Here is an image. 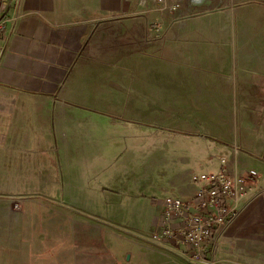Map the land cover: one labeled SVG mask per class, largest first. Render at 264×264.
Wrapping results in <instances>:
<instances>
[{
    "label": "crops",
    "instance_id": "1",
    "mask_svg": "<svg viewBox=\"0 0 264 264\" xmlns=\"http://www.w3.org/2000/svg\"><path fill=\"white\" fill-rule=\"evenodd\" d=\"M215 1L181 24L136 1L0 0L19 14L0 36V264H181L149 238L163 229L164 199L188 198L192 176L217 172L222 156L258 178L215 258L264 264V39L225 37L238 26L212 20L234 0ZM149 18L181 37H153ZM149 58L181 96L121 85L138 69L154 80ZM19 170L90 171L39 200L18 191Z\"/></svg>",
    "mask_w": 264,
    "mask_h": 264
},
{
    "label": "built area",
    "instance_id": "2",
    "mask_svg": "<svg viewBox=\"0 0 264 264\" xmlns=\"http://www.w3.org/2000/svg\"><path fill=\"white\" fill-rule=\"evenodd\" d=\"M128 1H136L145 14L161 12L177 16L191 0ZM18 17V13L9 15L0 11V36ZM237 151L235 145L234 152ZM219 161L217 172L192 176L196 187L188 198L167 196L164 199L160 218L163 229L149 238L151 242L188 257L193 263L221 264L215 258L219 231L237 214L240 204L255 185L258 172L245 166L237 157L222 156ZM175 223L179 225L174 227Z\"/></svg>",
    "mask_w": 264,
    "mask_h": 264
},
{
    "label": "rangeland",
    "instance_id": "3",
    "mask_svg": "<svg viewBox=\"0 0 264 264\" xmlns=\"http://www.w3.org/2000/svg\"><path fill=\"white\" fill-rule=\"evenodd\" d=\"M215 0H200V1H188L189 3L182 8L181 12L178 13L177 16L173 19L172 23L178 22L181 24H186L190 22H199L201 16H196V12L201 10H196L200 8L201 6L204 7H211L213 5H217L216 7L221 6L222 4H218L219 1ZM208 5V6H205ZM234 7V10L230 12L229 14L225 13H217L213 18L212 21L216 22H224L229 24H236L238 27H232L230 32L223 33L225 34V37H230L232 35L231 33H235L238 35V37L242 38H251V39H264V0H234V3L232 4ZM195 12V13H194ZM195 16V17H194ZM204 18H208L205 15ZM201 21H207L210 22L208 19L201 20ZM151 30L154 32L153 37H157L160 35L162 38L166 37H173L178 38L180 35L175 32L170 33L157 31V29L163 24L160 20H154L149 18ZM171 22V21H169ZM233 29H236L234 32ZM156 30V31H155ZM174 34V35H172ZM179 35V36H178ZM150 37V36H149ZM181 37V36H180ZM151 50V48H149ZM155 52H158L156 49ZM151 58H149V77H153L154 80L142 79L143 73H140L142 71L141 69H138L137 71H134L133 73L124 76L121 79V85L133 89L135 87H141V82L149 81V84L146 86L150 89H159V92L161 95H156L157 99H162L167 96V92H170L174 98L178 97L181 92L180 88L177 86L178 78H160V71H152V67L158 66V62L156 61H150ZM162 74H167V72L161 71ZM159 77V78H156ZM168 88H170V91H167ZM181 96V95H180ZM166 98L162 100V102H165ZM164 112H158L155 116V121L162 120L164 117L161 116V114ZM177 114V113H176ZM176 114L173 115L174 120L176 118ZM85 133L84 127L82 126V123H78L75 126V135L82 136ZM128 132H125L123 134L122 130H120V134L122 136H127ZM128 137V136H127ZM235 146V145H234ZM245 166L250 167L248 164L245 163ZM256 170L255 168H252ZM9 171H17V170H9ZM20 171V189L18 191L22 192L23 194H27L25 196H34L33 199H39L42 200L40 193H46L49 192L51 195H55L56 190L59 189L60 191L63 189V187H68L70 184L75 186L78 184V186H81L80 184L85 183V177L84 172L90 171V170H19ZM96 175V178L99 180L100 176L97 174L98 172H93ZM6 178L8 179V183L10 184V187L6 188L3 191L5 192H14L15 190L12 188V184L15 183L14 181V175L11 172L10 174L6 175ZM180 259H182L183 263L181 264H197L193 263L188 259V257H184L182 255H178ZM226 264H229L228 262H225ZM221 264H224L222 262Z\"/></svg>",
    "mask_w": 264,
    "mask_h": 264
}]
</instances>
